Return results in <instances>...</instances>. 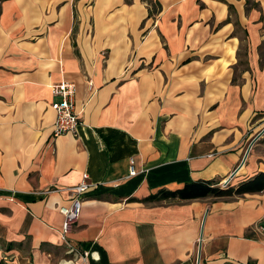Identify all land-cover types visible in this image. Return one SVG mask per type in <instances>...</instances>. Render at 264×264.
I'll return each instance as SVG.
<instances>
[{"label": "crops", "instance_id": "1", "mask_svg": "<svg viewBox=\"0 0 264 264\" xmlns=\"http://www.w3.org/2000/svg\"><path fill=\"white\" fill-rule=\"evenodd\" d=\"M263 130L264 0H0V264H264V192L143 202L264 172Z\"/></svg>", "mask_w": 264, "mask_h": 264}, {"label": "built area", "instance_id": "2", "mask_svg": "<svg viewBox=\"0 0 264 264\" xmlns=\"http://www.w3.org/2000/svg\"><path fill=\"white\" fill-rule=\"evenodd\" d=\"M52 94L57 98L52 103V108L56 112L53 137L56 138L67 133L78 135V127L81 123L79 114L75 109V84L70 82L53 84ZM244 163L245 161L243 164ZM137 174L138 171L136 168V162L132 157L130 158L128 176L132 177L136 176ZM227 184L228 180H226L224 185L226 186ZM96 188L97 184L89 182L87 176H85V179L79 185L68 189L71 195V203L68 206L61 207L60 212L64 216V221L61 228L62 240L69 247H71L70 236L80 218L84 196ZM257 231L264 238V215L257 226Z\"/></svg>", "mask_w": 264, "mask_h": 264}, {"label": "trees", "instance_id": "3", "mask_svg": "<svg viewBox=\"0 0 264 264\" xmlns=\"http://www.w3.org/2000/svg\"><path fill=\"white\" fill-rule=\"evenodd\" d=\"M150 3L152 0H148ZM264 192V172L258 173L253 178L241 183L238 186H225L223 188L218 182H192L184 188L171 191L163 190L160 194L149 196L143 202H159L167 199L191 200L204 197L215 199L231 200L236 197H244L247 194Z\"/></svg>", "mask_w": 264, "mask_h": 264}, {"label": "rangeland", "instance_id": "4", "mask_svg": "<svg viewBox=\"0 0 264 264\" xmlns=\"http://www.w3.org/2000/svg\"><path fill=\"white\" fill-rule=\"evenodd\" d=\"M263 131H264V130H263ZM263 131H262V135L264 134ZM262 135H261V136H262ZM258 140H259V138H258ZM258 140H257V137L254 138L253 140H251L249 146H250L251 144L253 145V144L256 143ZM260 140H261V139H260ZM262 140H264V139H262ZM250 148H251V146L249 147V149H250Z\"/></svg>", "mask_w": 264, "mask_h": 264}, {"label": "water", "instance_id": "5", "mask_svg": "<svg viewBox=\"0 0 264 264\" xmlns=\"http://www.w3.org/2000/svg\"><path fill=\"white\" fill-rule=\"evenodd\" d=\"M259 136V135H258Z\"/></svg>", "mask_w": 264, "mask_h": 264}]
</instances>
